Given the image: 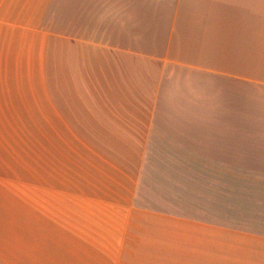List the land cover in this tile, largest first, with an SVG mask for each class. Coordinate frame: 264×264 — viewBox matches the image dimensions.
Instances as JSON below:
<instances>
[{
  "label": "crops",
  "instance_id": "0c3cea01",
  "mask_svg": "<svg viewBox=\"0 0 264 264\" xmlns=\"http://www.w3.org/2000/svg\"><path fill=\"white\" fill-rule=\"evenodd\" d=\"M69 1L0 0V108L34 98L36 76L59 93L55 117L91 140L79 215H117L190 264H264V0ZM11 248L0 264H164Z\"/></svg>",
  "mask_w": 264,
  "mask_h": 264
},
{
  "label": "rangeland",
  "instance_id": "374dc122",
  "mask_svg": "<svg viewBox=\"0 0 264 264\" xmlns=\"http://www.w3.org/2000/svg\"><path fill=\"white\" fill-rule=\"evenodd\" d=\"M72 4L68 0L69 11ZM52 31L60 34L59 20H53ZM60 57V44L53 43L52 67L48 71L58 73ZM56 78L59 82L58 74ZM44 83V76H36L34 98L28 102L21 92L20 103L13 100L0 108L2 243L15 247L13 250L35 254L37 259L49 254L77 258V252L71 251L75 247L98 245L113 249L107 253L109 257L99 253L100 258L190 264L187 251L154 250L162 246L147 242V236L127 233L129 228L117 225L122 223L117 215H79L82 207L77 203L76 193L78 151L81 147L91 148V140H77L74 138L77 133L72 132L76 131L75 125L62 123L55 117L50 104L59 99V93L47 91ZM59 247L64 251H47ZM121 247L127 250L120 251ZM204 254L210 259L208 264L224 263L212 262L217 260V253ZM195 256L197 259L198 254Z\"/></svg>",
  "mask_w": 264,
  "mask_h": 264
}]
</instances>
